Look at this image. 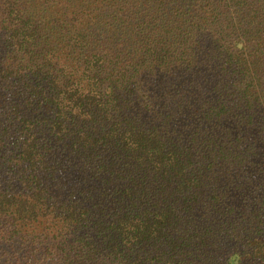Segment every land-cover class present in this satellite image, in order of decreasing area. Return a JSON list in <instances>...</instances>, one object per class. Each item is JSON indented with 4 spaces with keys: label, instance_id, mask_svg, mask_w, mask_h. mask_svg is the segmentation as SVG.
Segmentation results:
<instances>
[{
    "label": "trees",
    "instance_id": "trees-1",
    "mask_svg": "<svg viewBox=\"0 0 264 264\" xmlns=\"http://www.w3.org/2000/svg\"><path fill=\"white\" fill-rule=\"evenodd\" d=\"M0 264H264V0H0Z\"/></svg>",
    "mask_w": 264,
    "mask_h": 264
}]
</instances>
